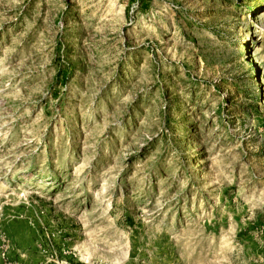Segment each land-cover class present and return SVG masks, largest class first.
Returning a JSON list of instances; mask_svg holds the SVG:
<instances>
[{
  "label": "rangeland",
  "instance_id": "1",
  "mask_svg": "<svg viewBox=\"0 0 264 264\" xmlns=\"http://www.w3.org/2000/svg\"><path fill=\"white\" fill-rule=\"evenodd\" d=\"M0 264H264V0H0Z\"/></svg>",
  "mask_w": 264,
  "mask_h": 264
}]
</instances>
